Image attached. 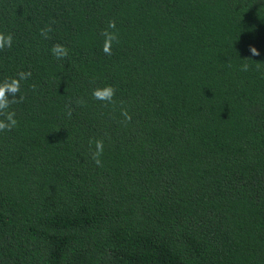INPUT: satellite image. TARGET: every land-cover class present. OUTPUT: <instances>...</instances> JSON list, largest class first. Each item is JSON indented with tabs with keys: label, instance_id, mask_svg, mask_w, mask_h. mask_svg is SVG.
Here are the masks:
<instances>
[{
	"label": "trees",
	"instance_id": "obj_1",
	"mask_svg": "<svg viewBox=\"0 0 264 264\" xmlns=\"http://www.w3.org/2000/svg\"><path fill=\"white\" fill-rule=\"evenodd\" d=\"M0 34V264H264V0H0Z\"/></svg>",
	"mask_w": 264,
	"mask_h": 264
},
{
	"label": "clouds",
	"instance_id": "obj_2",
	"mask_svg": "<svg viewBox=\"0 0 264 264\" xmlns=\"http://www.w3.org/2000/svg\"><path fill=\"white\" fill-rule=\"evenodd\" d=\"M115 22L109 21L106 29L102 30L100 35L103 37L102 51L106 55H111V49L114 42L117 41V35L115 32H111L108 29H114ZM52 31V28L46 25L40 30L41 36L45 39H48V33ZM12 46V36L9 34L5 36L0 34V50L5 48H11ZM253 56H258L259 52L254 47H250ZM51 53L57 59H62L68 55V50L61 44H54L51 48ZM250 60V59H242ZM252 61V60H251ZM242 71L248 70V64L245 63L242 66ZM31 73H18L15 78H6L3 82H0V132L11 131L17 126V120L15 119V113L8 111L11 104L22 102L24 97L17 96L20 92V84L22 80L27 79ZM115 95V89L111 86H104L103 88H94L92 91V96L95 100L101 101L105 104H110L113 101ZM68 115H71V108L68 109ZM122 115L125 116V119L130 121L131 117L127 115L126 111L122 112ZM91 147H94V151L91 152V158L94 164L99 167L101 166L100 157L104 151V143L102 140H95L89 142Z\"/></svg>",
	"mask_w": 264,
	"mask_h": 264
}]
</instances>
